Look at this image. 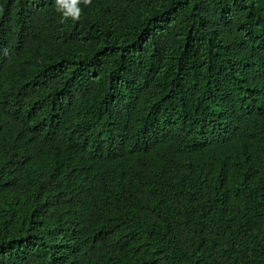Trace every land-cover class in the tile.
Returning a JSON list of instances; mask_svg holds the SVG:
<instances>
[{
	"label": "trees",
	"instance_id": "trees-1",
	"mask_svg": "<svg viewBox=\"0 0 264 264\" xmlns=\"http://www.w3.org/2000/svg\"><path fill=\"white\" fill-rule=\"evenodd\" d=\"M0 0V264H264V0Z\"/></svg>",
	"mask_w": 264,
	"mask_h": 264
},
{
	"label": "clouds",
	"instance_id": "clouds-1",
	"mask_svg": "<svg viewBox=\"0 0 264 264\" xmlns=\"http://www.w3.org/2000/svg\"><path fill=\"white\" fill-rule=\"evenodd\" d=\"M92 0H55V8L58 13L62 14L61 23L71 19L79 21L81 18V8L79 5L83 3L85 6L90 5Z\"/></svg>",
	"mask_w": 264,
	"mask_h": 264
}]
</instances>
